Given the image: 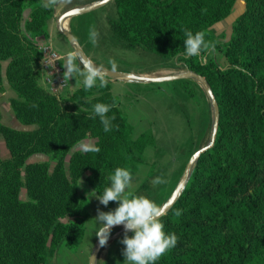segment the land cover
<instances>
[{
  "label": "trees",
  "instance_id": "16d2710c",
  "mask_svg": "<svg viewBox=\"0 0 264 264\" xmlns=\"http://www.w3.org/2000/svg\"><path fill=\"white\" fill-rule=\"evenodd\" d=\"M113 1L117 17L108 22L116 39L180 57L205 76L220 108L214 147L200 156L184 193L160 218L165 233L174 232L178 241L155 264H264V0H244L245 9L219 49L224 66L215 59L205 62L201 56L207 51L185 58L182 29L203 32L214 44L211 28L233 12L236 0ZM54 15V7L43 8L42 0H0V89L8 61L5 77L17 93L11 99L15 114L23 124L37 125L14 128L0 111V139L10 152L0 158V264H53L62 246L77 250L88 217L80 179L86 175L99 195L110 186L115 168L138 169L146 147L157 145L152 130L134 136L111 91L112 80L105 77L107 87L87 91L82 84L65 96L42 85L39 37L49 36ZM179 80L188 95H205L194 79ZM97 103L112 105L110 132H104L98 116L90 118ZM201 130L204 134L206 125ZM86 139L100 151L77 148ZM37 153L56 162H28ZM161 156L157 151L151 174L163 169ZM24 187L27 199L21 198Z\"/></svg>",
  "mask_w": 264,
  "mask_h": 264
},
{
  "label": "rangeland",
  "instance_id": "374dc122",
  "mask_svg": "<svg viewBox=\"0 0 264 264\" xmlns=\"http://www.w3.org/2000/svg\"><path fill=\"white\" fill-rule=\"evenodd\" d=\"M242 5V10H244V3H242ZM239 9H241V7L237 2L234 6V13ZM109 17H117L116 5L113 0L102 7L76 15L67 21V26L71 31L73 30L72 32L79 39L89 57L95 59L96 62L92 60L95 65L98 66V62L101 65L112 69L111 62L114 61L117 65L115 70L132 72L135 74L145 72L154 73L156 71L153 76L163 75L162 73L167 71V69L163 68H166L169 65H172L175 68H183L181 70L189 69L180 57H164L143 46H130L120 42L112 33L108 22ZM230 21L231 19H225L223 20V23L216 25L215 29L211 28L213 37L212 42L214 43L215 48L213 52H206L205 55L203 54V56H201L205 62H207L208 59H212L209 58L212 55L211 57L214 56V58L218 59L221 63V66H224L223 61L219 57V53H221V50L219 49L224 45V40L229 39L231 36L232 24ZM91 28H94L98 33L97 43L95 45H93L89 40V30ZM40 38L39 40L41 42V46L47 45L52 47L51 49L54 50V52H57V56H60V58L57 59L60 64H55V61L52 59L53 57H49V53L45 54L42 47H40L42 56L40 63L38 64V68L41 71L42 85L48 91L58 96L70 94V92L74 91L83 84L82 76H77V79L80 81L79 83H76V78L73 76L69 79V81H67L66 86L63 85V73L66 71L63 63L69 53L75 55L77 57L76 63L81 68L83 67V65L81 66L79 64L81 62L76 55L73 46L67 37L58 30L57 25L56 27H52L50 29V34L47 39L44 38V36H41ZM48 58L49 61L51 60V63H49L50 65L47 63ZM63 59L64 61H62ZM7 64V61L3 62L4 81L3 89H0V111L2 113V120L5 124L17 129H34L37 125L23 124L19 121L15 114L11 104V99L16 97L17 93L5 77ZM61 65L63 67V71ZM49 77H52L54 82L50 83ZM198 84L200 85L199 82ZM191 88H193L196 93L199 92L193 83H191ZM111 91L119 98L120 106L126 112H129L126 109H129L130 107L135 108V111H139L140 108H143V105L139 103L142 100H140L138 95H142V97H144V99L148 102L146 105H151L152 109L147 107L145 117L142 118L136 115L133 116L137 117L140 122V126L149 125L151 128L148 130L156 131L158 146L161 149L167 150L166 152H168V154H176L177 161L169 164L168 167L163 166V169L159 172V177L162 178L163 175L167 176V179H163L165 181L164 183L154 184V180L150 179V184L152 185L151 188L155 190V188L158 189L159 186L162 185L164 190L167 192L168 197L182 175L191 153L195 150V148H197V146L204 145L209 139L213 122V109L208 96L206 93L205 95H188L184 88V83L179 79L154 83H125L122 81H111ZM191 103H194L193 106H197L200 111L203 110V113L206 111L208 114V117L204 119L205 122L203 121L204 123L202 124L204 127L206 125V131L204 134L200 128L199 114L198 112L196 113L192 111V105H190ZM189 124L191 129L187 130ZM84 142L93 144L94 140L90 139ZM80 144L77 146L79 149H81ZM73 151L74 149L68 155L67 162H69L70 155ZM7 157H10V152L4 138L1 136L0 158ZM44 160H49L52 165L56 162L52 155L46 153L34 154L28 159V162ZM84 177H86V175L82 178ZM21 198L27 199L25 187L22 189ZM128 235H134V233L129 232ZM122 238H120L114 245L113 249L116 251V254L113 258H111L110 264H117L118 261V264H125V257L122 254L125 245L120 242ZM105 247H107V245L101 250L102 257L106 255L107 249Z\"/></svg>",
  "mask_w": 264,
  "mask_h": 264
},
{
  "label": "clouds",
  "instance_id": "9594fccd",
  "mask_svg": "<svg viewBox=\"0 0 264 264\" xmlns=\"http://www.w3.org/2000/svg\"><path fill=\"white\" fill-rule=\"evenodd\" d=\"M60 0H42V7L50 9L56 6ZM185 35L184 39V56L197 57L201 56L202 52H213L214 44L205 40V33L195 32L182 29ZM98 33L94 28L89 30V40L95 45L97 43ZM77 57L69 53L63 63L66 71L63 73L64 82L69 81L73 76L76 78V83L80 81L77 76L83 77V87L85 91L92 89L94 86L100 88L107 87L108 80L103 70L93 62L82 61L81 68L75 61ZM113 71L117 65L111 62ZM97 81L99 83L97 84ZM36 107V105H33ZM112 105L97 103L93 105V113L90 118L99 117L104 132L112 130L111 121L115 116L109 118L107 113ZM80 148L83 152L98 153L100 148L92 144L81 142ZM110 186L104 188L103 192L96 196L99 202L105 206L111 201H117L118 206L111 211H98V215L94 217L99 224L96 236L99 239L101 247L107 245L111 230L114 226L123 225L125 229L124 236L120 241L125 245L122 254L125 257V264H155L170 248H174L177 244L178 237L176 234H166L164 225L160 220L162 209L150 198L144 195H135L130 191L132 186V173L125 167H117L114 173L109 175ZM165 181L161 177L154 180V184H161ZM176 215H181L178 210ZM129 232L134 235H128ZM119 262V261H118ZM117 262V264H118Z\"/></svg>",
  "mask_w": 264,
  "mask_h": 264
},
{
  "label": "crops",
  "instance_id": "0c3cea01",
  "mask_svg": "<svg viewBox=\"0 0 264 264\" xmlns=\"http://www.w3.org/2000/svg\"><path fill=\"white\" fill-rule=\"evenodd\" d=\"M93 1H95V0H85V1H81V0H60V2L56 6H54L55 15H54V18L50 22L49 34H50V29L52 27H56V19H57V17H59L63 12H65L66 10H68L70 8H74V7H77V6H82V5L88 4V3L93 2ZM237 2H238V4H240V7H241V9H239V10H242L243 9L242 3H244V5H245L244 0L243 1L242 0H236V3ZM239 10L236 11L235 13H234V10H233V12L229 16H227L225 19H229V20L231 19L230 23L233 24L235 19L243 11V10L242 11H239ZM28 13H29V10L27 11V14ZM225 19H223V20H225ZM223 20L217 22L212 27V29H215L216 25H219L220 23H223ZM231 33H232V31H231ZM44 38L47 39L48 37H44ZM40 39H42V38H40ZM227 40L228 39H225L224 41H227ZM211 56L209 58L213 59L214 56L213 57H211ZM219 57L221 58V60L224 63V56H223L222 52L219 53ZM90 58H91V60L95 61L94 58H92V57H90ZM215 60L221 66V63L218 61V59H215ZM62 61H64V59ZM97 64H98V67H100V68H108V67H105V66L101 65L98 62H97ZM163 69H167V71H165V73H162V74L163 75H167V74H172V73L181 71V69H183V68H175L172 65H169V66H167L166 68H163ZM154 73L145 72V73H136V74H141V75H145V76H153ZM112 81H114V80H112ZM117 81H121V80H117ZM122 82L128 83L126 81H122ZM138 96H139L140 100H142L139 103L141 105H143V108H140L139 111H135V108L130 107L129 109H126L129 112L125 111L127 116H128L129 122L133 126L134 136L135 137L139 136L142 132L147 131L148 129L151 128V126L149 127V125L140 126L139 125L140 122L137 119V117L133 116V115H136V116H140V117L143 118V117L146 116L147 107H150V109H152L151 105H149V104L146 105V103H148V102L144 99V97H142V95H138ZM193 104L194 103L190 104V105H192L191 109H192V111H194L196 113L198 112L199 121H200V128L202 129V124L205 122L204 119L206 117H208V114L206 113V111H204V113H203L202 112L203 110L200 111V109L197 106L196 107L193 106ZM189 129H191L190 124H189V127L187 128V130H189ZM153 133L155 135L157 145H149V146L146 147V149L144 151L145 162L142 163L139 166L138 169L127 168L132 173L133 180H132L131 188L127 189L126 191H130L131 193H133L135 195L147 196L148 198H150L152 201H154L160 207L161 204L167 199L166 198L167 197V192L164 190L162 185L159 186L158 189L155 188V190L151 188L152 185L150 184V179L155 180V178L160 176V173L157 170L158 168H156L154 174H151V165L156 161L157 151H159V150L162 153V156L160 158L161 166L168 167L169 164L175 163L177 161V158H176V154L175 155L168 154V152H166L167 150L161 149L158 146L157 133H156V131H153ZM86 140H90V139H86ZM86 140H84V141H86ZM189 140H190V137H189ZM67 160H68V158H67ZM166 177L167 176H164V175L162 176L163 179L164 178L167 179ZM145 182H148V186L146 188H142L141 186ZM80 185H81L80 186L81 187V192L88 198V204H87L88 217L86 219L87 231H86L85 238H84L83 242L81 243V245L79 246V248L76 251H72L71 249H69L65 245L62 246L60 248L58 254L56 255V257L52 259V261H54L53 264H88L89 256H90L94 246L96 245V242H97V239H98V237L96 236L95 232L97 231V229L99 227V224L96 221V219L94 218V217H96L98 215V211L97 210L99 209L101 211L107 212V211L114 210L118 206L119 202H116L112 207H108V206H105V205L101 204L99 202V200L97 199V197L93 196V194H97L98 195V193L87 182L86 177L80 179ZM124 233H125V229H124L123 226H117V227L112 228L111 234H110L108 242H107V247H105L107 249L106 255H104L102 257V251H101L99 259H98V264H110L111 258H113V256L116 254V251H114V249H113L114 245L117 243V241L120 238H122L124 236Z\"/></svg>",
  "mask_w": 264,
  "mask_h": 264
},
{
  "label": "water",
  "instance_id": "95a60500",
  "mask_svg": "<svg viewBox=\"0 0 264 264\" xmlns=\"http://www.w3.org/2000/svg\"><path fill=\"white\" fill-rule=\"evenodd\" d=\"M111 1L112 0H95L93 2H90L82 6L70 8L66 10L65 12H63L56 19V25H57L58 30L67 37V39L73 46L75 53L77 54L81 64H82V61L90 60L92 62V60L87 54V52L85 51L79 39L67 26V21L76 15L95 10L99 7L106 5L107 3ZM101 69L106 74L105 76L106 78L110 80H114V81L121 80V81H126V82H153L154 83V82L171 81V80H178V79H194L200 83L204 92L209 98L210 104L213 109V122H212V128H211V132L209 135V139L204 145L200 146L190 156L188 162L185 165L184 171L182 175L180 176L173 191L168 196V198L161 204L160 208L162 209V213H163L162 216H163L171 210V208L176 204V202L179 200V198L184 193L189 183V180L191 178L192 172L196 164L199 161L200 156L207 150L213 148L215 145L217 135H218V130H219V123H220L219 103L216 99V96L210 84L205 78V76L191 69L181 70V71H178L172 74L158 75V76H145L141 74H135L132 72H125V71H119V70L113 71V69H109V68H101ZM117 226H123V225H117ZM117 226H114V227H117ZM102 248L103 247H101L99 244V239H97L96 245L94 246L89 256L88 264H98V259H99Z\"/></svg>",
  "mask_w": 264,
  "mask_h": 264
},
{
  "label": "built area",
  "instance_id": "2783aa9c",
  "mask_svg": "<svg viewBox=\"0 0 264 264\" xmlns=\"http://www.w3.org/2000/svg\"><path fill=\"white\" fill-rule=\"evenodd\" d=\"M41 47H42V50L44 51L45 54H46V53H47V54L49 53V54H48L49 57H51V56L53 57L52 59L55 61V64H56V63H58V65L60 64L59 61H57V59L60 58V56H59V57L57 56V52H54V50L51 49L52 47L47 46V45H44V46H41ZM47 61H48V62H47L48 64L51 63V60L49 61V58L47 59ZM49 65H50V64H49ZM61 68H62V71H63V67H62V65H61ZM49 82H50V83L54 82V81L52 80V77H51V78L49 77ZM63 85L66 86V85H67V82L65 83V82L63 81Z\"/></svg>",
  "mask_w": 264,
  "mask_h": 264
}]
</instances>
